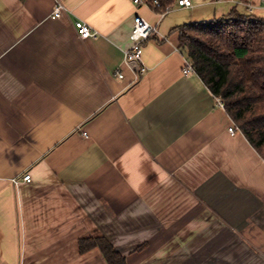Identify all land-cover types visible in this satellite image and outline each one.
Wrapping results in <instances>:
<instances>
[{"label": "crops", "instance_id": "crops-1", "mask_svg": "<svg viewBox=\"0 0 264 264\" xmlns=\"http://www.w3.org/2000/svg\"><path fill=\"white\" fill-rule=\"evenodd\" d=\"M250 1L0 0V264H108L81 252L100 236L127 264H264V159L173 32L234 7L264 18ZM138 15L158 27L141 76Z\"/></svg>", "mask_w": 264, "mask_h": 264}, {"label": "trees", "instance_id": "trees-1", "mask_svg": "<svg viewBox=\"0 0 264 264\" xmlns=\"http://www.w3.org/2000/svg\"><path fill=\"white\" fill-rule=\"evenodd\" d=\"M150 7L165 13L177 0ZM247 2L248 0H240ZM180 49L235 125L264 159V18L237 7L221 18L175 27ZM81 252L99 248L108 264H127L126 256L105 236L80 241Z\"/></svg>", "mask_w": 264, "mask_h": 264}, {"label": "built area", "instance_id": "built-area-1", "mask_svg": "<svg viewBox=\"0 0 264 264\" xmlns=\"http://www.w3.org/2000/svg\"><path fill=\"white\" fill-rule=\"evenodd\" d=\"M220 1V0H219ZM223 1V0H221ZM136 3L138 4H143V3H148L149 0H135ZM246 8L249 10L253 9V2L248 0L247 2H243ZM154 6H159L160 1L159 0H154L153 1ZM177 4L182 7L190 8V6L193 5V0H177ZM171 8H167V11H169ZM64 10V6L61 3H58L57 6L55 7L53 11V16L54 17H61L62 16V11ZM75 28L78 30L79 36L84 39L86 38H91V37H97L98 32L92 28L86 21L76 19L74 22ZM158 33V27L151 22H149L145 17L143 18L142 16L138 15L135 18V22L133 24V30L131 33V40L133 42V45L131 48H129L128 51L125 53V58L126 62H138L140 64V67L138 69L139 75L145 74V71H147L146 65L144 66L143 64V49L146 41L152 37L153 34ZM185 73H191V72H196L194 69V66L192 64V60L188 59L186 61V65L184 67ZM120 77H124V74L120 72V70L116 71ZM219 105L222 108H225V101L222 100L220 97L216 98ZM240 129L234 124L229 127V131L232 133H237ZM32 180V175L31 173H25L23 176V181L30 182ZM16 183H18V179L14 180Z\"/></svg>", "mask_w": 264, "mask_h": 264}, {"label": "rangeland", "instance_id": "rangeland-1", "mask_svg": "<svg viewBox=\"0 0 264 264\" xmlns=\"http://www.w3.org/2000/svg\"><path fill=\"white\" fill-rule=\"evenodd\" d=\"M196 1H197V0H193L194 3H196ZM211 5H213V4H211ZM207 18H211V17H207V16H205V18H203V19H207ZM203 19H202V20H203Z\"/></svg>", "mask_w": 264, "mask_h": 264}]
</instances>
